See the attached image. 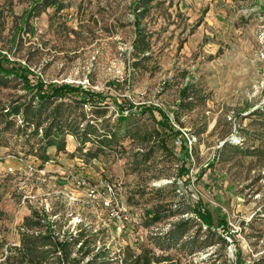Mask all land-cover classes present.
Wrapping results in <instances>:
<instances>
[{"label":"rangeland","instance_id":"obj_1","mask_svg":"<svg viewBox=\"0 0 264 264\" xmlns=\"http://www.w3.org/2000/svg\"><path fill=\"white\" fill-rule=\"evenodd\" d=\"M133 4L0 0L1 64L90 94L50 107L78 124L58 150L2 111L35 90L0 85V264H264V0H151L138 70Z\"/></svg>","mask_w":264,"mask_h":264},{"label":"trees","instance_id":"obj_2","mask_svg":"<svg viewBox=\"0 0 264 264\" xmlns=\"http://www.w3.org/2000/svg\"><path fill=\"white\" fill-rule=\"evenodd\" d=\"M150 1L151 0H134V4H133V14H134L133 26L135 29V39L132 44V48H133L132 59L134 61L131 64L133 70L139 69L138 63H140V61L142 62L148 59L146 54L149 51V36L147 32L141 27L140 21L144 17L146 13V8L148 4L150 3ZM22 72H18V70H15L14 68H10V69L5 68L1 64V60H0V85L4 82L5 79L9 77L16 78L20 82L24 83L25 87L28 89L29 92H32L33 90H35V93L33 95L35 99L37 100V102L33 106L32 104H30L23 108L19 106L6 107L2 109V111L5 112L4 116L7 118H10V117L15 118V117H18L20 114H22L23 128L25 129L32 128V132L34 133L35 136H38L40 127L44 123V121L51 119L47 128L44 129V131H42V139L45 141L46 146H58L59 145L58 150H62L64 146V142H61L59 144L57 141L60 135L62 134L63 127L65 126H69V128L77 127L78 124L76 122L74 124L73 123L69 124L70 122H67L66 118H63V113L61 110L62 105L55 106V108L51 112H49V109L54 104V101L56 99H63L66 96H71L74 93L79 95V101L82 103V105H84L86 104V102L90 101L89 98L87 99V97L90 96L89 91L84 90L83 88H74L72 86H67V85L45 86L41 82V80H39L38 77H37V80L33 83L28 79L29 74L23 75ZM190 86H191L190 84H186L180 91V96H181V99H183V102L189 99L188 92H189ZM185 103H187L186 104L187 106L190 104L189 102H185ZM129 107L131 108L130 104H129ZM30 118H32L31 121H30ZM10 125H12V123L9 121L6 126L9 128ZM87 127H88L87 131H88L89 127L91 126L87 125ZM84 135H87V134H84ZM85 142L86 140H84L83 144ZM109 142L110 141L108 140H102L101 142H97V146H96L97 152H100L102 149H104V147H106L109 144ZM183 145H184V142H182V145L180 146V148L181 147L183 148ZM87 154L92 155L93 154L92 150H88ZM203 224L206 225L208 230H210L209 221L205 219L203 221ZM221 225H223V223ZM175 229L169 231L168 239H171L174 237L176 233ZM210 233L212 232L208 231V234ZM212 235H214V233ZM25 240L26 239L23 236L21 240V244L23 246L25 244ZM126 250L129 251V248H126ZM162 261H164L163 258H148L147 256H145L143 252L136 256L132 255V257L130 258V261L129 262L124 261V263L125 264H159Z\"/></svg>","mask_w":264,"mask_h":264},{"label":"built area","instance_id":"obj_3","mask_svg":"<svg viewBox=\"0 0 264 264\" xmlns=\"http://www.w3.org/2000/svg\"><path fill=\"white\" fill-rule=\"evenodd\" d=\"M263 29H264V28H263ZM263 35H264V31H263ZM263 44H264V38H263ZM263 51H264V49H263ZM263 51L260 52L261 57H264V53H263ZM185 137H186V139H187V141H188V145L191 146V144H192V140H194L195 138H189V137H187L186 135H185ZM182 142H184V138H183V137L179 140V145H180V146L182 145ZM184 144H185V142H184ZM190 148H191V147H190ZM190 148H189V149H190ZM121 222H122L121 220L118 221L117 229H118L119 231L122 230V229L124 228V226H123V224H122Z\"/></svg>","mask_w":264,"mask_h":264},{"label":"crops","instance_id":"obj_4","mask_svg":"<svg viewBox=\"0 0 264 264\" xmlns=\"http://www.w3.org/2000/svg\"><path fill=\"white\" fill-rule=\"evenodd\" d=\"M151 2V1H150ZM150 4V3H149ZM149 4H148V6H149ZM148 6H147V8H148ZM147 8H146V12H147ZM146 14V13H145ZM142 20V19H141ZM140 23H141V21H140ZM142 27V26H141Z\"/></svg>","mask_w":264,"mask_h":264}]
</instances>
